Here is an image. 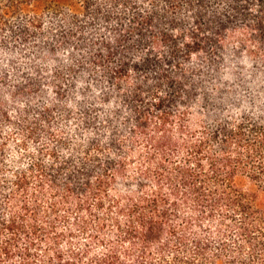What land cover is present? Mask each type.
I'll return each instance as SVG.
<instances>
[{
	"label": "trees",
	"instance_id": "16d2710c",
	"mask_svg": "<svg viewBox=\"0 0 264 264\" xmlns=\"http://www.w3.org/2000/svg\"><path fill=\"white\" fill-rule=\"evenodd\" d=\"M0 0V264H264V0Z\"/></svg>",
	"mask_w": 264,
	"mask_h": 264
},
{
	"label": "rangeland",
	"instance_id": "374dc122",
	"mask_svg": "<svg viewBox=\"0 0 264 264\" xmlns=\"http://www.w3.org/2000/svg\"><path fill=\"white\" fill-rule=\"evenodd\" d=\"M79 0H37L35 5V10L38 12H47V8L58 5L60 8L63 7H71L73 9L79 8Z\"/></svg>",
	"mask_w": 264,
	"mask_h": 264
}]
</instances>
